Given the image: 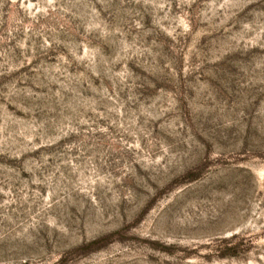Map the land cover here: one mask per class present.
Masks as SVG:
<instances>
[{"label":"rangeland","instance_id":"obj_1","mask_svg":"<svg viewBox=\"0 0 264 264\" xmlns=\"http://www.w3.org/2000/svg\"><path fill=\"white\" fill-rule=\"evenodd\" d=\"M0 264H264V0H0Z\"/></svg>","mask_w":264,"mask_h":264}]
</instances>
